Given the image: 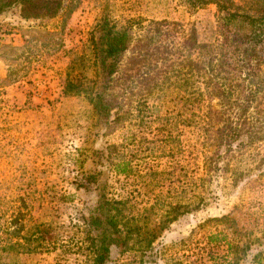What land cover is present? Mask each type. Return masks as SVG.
I'll list each match as a JSON object with an SVG mask.
<instances>
[{
	"label": "rangeland",
	"instance_id": "rangeland-1",
	"mask_svg": "<svg viewBox=\"0 0 264 264\" xmlns=\"http://www.w3.org/2000/svg\"><path fill=\"white\" fill-rule=\"evenodd\" d=\"M224 2L61 0L25 17L0 0V264H88L84 219L101 201L120 202L128 225L105 264H264V100L227 148L226 116L204 121L190 89L142 97L114 127L87 95L104 82L90 43L101 19L134 32L175 21L213 42Z\"/></svg>",
	"mask_w": 264,
	"mask_h": 264
},
{
	"label": "trees",
	"instance_id": "trees-1",
	"mask_svg": "<svg viewBox=\"0 0 264 264\" xmlns=\"http://www.w3.org/2000/svg\"><path fill=\"white\" fill-rule=\"evenodd\" d=\"M16 1L25 17L53 16L61 9V0ZM217 6L213 42H200L193 30L176 28L175 21H150L140 32H134L132 22L120 27L107 18L97 22L90 43L93 64L104 82L87 91L94 115L114 127L142 97L169 87L190 89L204 121L226 116L217 143L228 148L237 142L250 129L247 114L252 102L264 100V82L245 87L239 81L243 74L264 77V0H242L234 9L226 0ZM120 204L101 201L84 219L88 264H105L112 245L127 248L128 225L120 218Z\"/></svg>",
	"mask_w": 264,
	"mask_h": 264
}]
</instances>
